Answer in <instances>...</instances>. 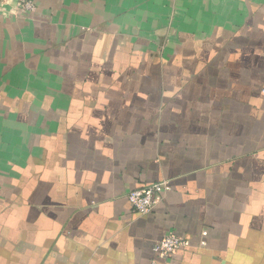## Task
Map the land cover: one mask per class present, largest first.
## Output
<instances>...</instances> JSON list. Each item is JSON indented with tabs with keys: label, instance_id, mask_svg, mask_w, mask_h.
<instances>
[{
	"label": "crops",
	"instance_id": "crops-1",
	"mask_svg": "<svg viewBox=\"0 0 264 264\" xmlns=\"http://www.w3.org/2000/svg\"><path fill=\"white\" fill-rule=\"evenodd\" d=\"M0 0V264H264V0ZM167 181L152 212L127 194Z\"/></svg>",
	"mask_w": 264,
	"mask_h": 264
},
{
	"label": "built area",
	"instance_id": "built-area-1",
	"mask_svg": "<svg viewBox=\"0 0 264 264\" xmlns=\"http://www.w3.org/2000/svg\"><path fill=\"white\" fill-rule=\"evenodd\" d=\"M34 0H18L16 10L19 14L27 15L35 11ZM169 189L167 181L157 182L148 186L131 190L127 194V199L132 210L139 214L145 215L153 211L165 191ZM188 245L186 239L179 235L169 232L158 239L153 245L155 258L150 264H160L159 260H164L176 251L185 248Z\"/></svg>",
	"mask_w": 264,
	"mask_h": 264
}]
</instances>
